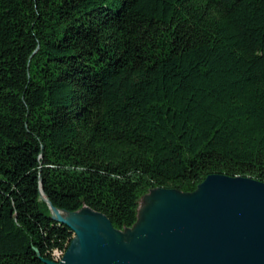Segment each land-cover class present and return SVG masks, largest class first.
Returning <instances> with one entry per match:
<instances>
[{
	"label": "trees",
	"instance_id": "16d2710c",
	"mask_svg": "<svg viewBox=\"0 0 264 264\" xmlns=\"http://www.w3.org/2000/svg\"><path fill=\"white\" fill-rule=\"evenodd\" d=\"M210 174L264 183V0H0V264L69 245L40 190L122 230Z\"/></svg>",
	"mask_w": 264,
	"mask_h": 264
},
{
	"label": "water",
	"instance_id": "95a60500",
	"mask_svg": "<svg viewBox=\"0 0 264 264\" xmlns=\"http://www.w3.org/2000/svg\"><path fill=\"white\" fill-rule=\"evenodd\" d=\"M122 230L86 206L67 211L40 190L72 239L45 264H264V183L210 174L191 192L155 187ZM62 213V214H61Z\"/></svg>",
	"mask_w": 264,
	"mask_h": 264
},
{
	"label": "rangeland",
	"instance_id": "374dc122",
	"mask_svg": "<svg viewBox=\"0 0 264 264\" xmlns=\"http://www.w3.org/2000/svg\"><path fill=\"white\" fill-rule=\"evenodd\" d=\"M142 203H143V197L141 196L140 200H139V205H138V208L142 206Z\"/></svg>",
	"mask_w": 264,
	"mask_h": 264
},
{
	"label": "built area",
	"instance_id": "2783aa9c",
	"mask_svg": "<svg viewBox=\"0 0 264 264\" xmlns=\"http://www.w3.org/2000/svg\"><path fill=\"white\" fill-rule=\"evenodd\" d=\"M55 255H56V257H58V255H59V252H55Z\"/></svg>",
	"mask_w": 264,
	"mask_h": 264
},
{
	"label": "bare ground",
	"instance_id": "6f19581e",
	"mask_svg": "<svg viewBox=\"0 0 264 264\" xmlns=\"http://www.w3.org/2000/svg\"><path fill=\"white\" fill-rule=\"evenodd\" d=\"M61 214H62V213H61ZM59 256H60V253H59L58 257H59ZM58 257H57V258H58ZM61 257H62V256H61Z\"/></svg>",
	"mask_w": 264,
	"mask_h": 264
}]
</instances>
